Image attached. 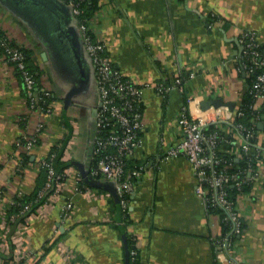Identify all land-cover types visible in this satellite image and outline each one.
Returning a JSON list of instances; mask_svg holds the SVG:
<instances>
[{"label":"crops","instance_id":"crops-1","mask_svg":"<svg viewBox=\"0 0 264 264\" xmlns=\"http://www.w3.org/2000/svg\"><path fill=\"white\" fill-rule=\"evenodd\" d=\"M90 3L91 34L105 43L126 78L143 86L162 79L173 85L182 75L184 88L164 95L143 91L145 129L128 160L145 169L126 216L106 190L84 187L77 164L88 171L92 165L98 93L71 7L64 0H0V28L28 49L40 85L53 97L51 114L32 113L21 75L0 57V264L25 254L34 255L31 264H127L126 237L134 240L139 264H264V176L240 196L244 231L233 255L224 256L217 242L224 235L221 216L203 203L193 165L184 155L163 158L182 139L178 121L188 96H197L193 112L211 121V106H217L205 101L221 100L232 111L242 104L249 76L238 63V37L252 30L264 44V0ZM40 119V142L23 161L21 137L30 136ZM59 146L60 162L67 165L64 182L7 228L5 202L34 190L41 159Z\"/></svg>","mask_w":264,"mask_h":264},{"label":"built area","instance_id":"built-area-1","mask_svg":"<svg viewBox=\"0 0 264 264\" xmlns=\"http://www.w3.org/2000/svg\"><path fill=\"white\" fill-rule=\"evenodd\" d=\"M64 1L71 7L84 48L91 59L97 86L96 129L92 139V165L89 173L94 177L100 175L97 179L115 182L120 203L124 209H127L128 197L135 190L136 182L145 169L143 164L129 168L127 163L129 157L141 145L142 133L145 129L143 109L140 106L143 91L146 87H150L164 95L174 86L183 90L186 78L179 75L173 85L162 79L155 84H144L145 86L126 78L108 54L105 43L93 38L89 20L82 17L81 3L84 0ZM238 42L240 45L238 63L248 76L255 77L250 88V93L255 97L253 109L257 111L255 123L264 125V105L259 106L264 103V50L259 49L263 44L258 41L257 34L252 30L242 31ZM0 57L5 63L12 64L20 73L29 110L32 113L51 114L53 105L51 101L46 100L51 95L50 90L40 85L35 72L28 66L26 53L3 29L0 31ZM258 68L261 71L257 73ZM196 100L195 95L187 97V103L181 108L178 121L182 139L169 147L163 158L170 159L184 155L191 162L198 181L197 191L203 203L211 210L217 206L221 207L225 212L224 220L230 221L232 225L231 232L217 240L220 250H224L220 254L231 256L234 253V242L242 235L244 227L238 201L229 193V185L241 190L244 183L254 184L264 176V146L257 141L252 164L242 170L230 171L231 164L220 155L217 148L221 136L217 133L205 134L204 127L209 123L225 122L227 129H236L235 134L243 135L240 142H233L235 147L229 151L238 158L250 152V140L257 134L242 123H236L234 128V117L242 113L232 111L228 105L211 106L216 114V119L212 121L208 114L193 112L192 105ZM43 126L44 120L40 119L35 131L27 138L25 144L27 152L34 150ZM54 157L55 155L51 154L40 161L47 171V181L44 188L38 191L37 200L44 198L49 189L57 190L64 182L65 173H59L55 169L52 162ZM108 194L111 195L109 192ZM15 204L21 206L19 213L8 216V209ZM32 204V202L20 204L13 197L8 199L1 211L4 225L7 228L12 227L18 217L24 216ZM67 206V210H71L72 205ZM31 257L34 255L25 254L10 258L2 264H31ZM131 257L132 260H137L136 249L131 251ZM75 264L81 263L75 261Z\"/></svg>","mask_w":264,"mask_h":264},{"label":"trees","instance_id":"trees-1","mask_svg":"<svg viewBox=\"0 0 264 264\" xmlns=\"http://www.w3.org/2000/svg\"><path fill=\"white\" fill-rule=\"evenodd\" d=\"M91 0H84L81 3V9H82V17L87 18L88 20H90V16H91V12L94 9V7L92 6V3H90ZM1 29V28H0ZM2 30V29H1ZM0 30V31H1ZM27 55V62H28V66L30 67V69L35 72L37 78H39V74L36 71L37 69L34 66V63L32 61L33 57L31 56V54L29 53L27 48H24L22 46H19ZM259 49L261 51L264 50V44L259 47ZM240 66V65H239ZM261 70L258 68L257 73L260 72ZM20 74V73H19ZM254 76H249L248 77V84H249V91L246 93L245 98L242 102V104L236 109V112H241V115H236L233 119V125L235 128L236 123H242L244 124L248 129H253L257 135H255L254 138H252L250 140V147L251 150L248 154H242L241 157L237 158L236 155H234V153H230L229 151L232 150L235 145L233 144L234 141L240 142L243 139V135H237L235 134L237 132L236 129L233 130H229L227 129V124L225 122H214V123H209L208 125H206L204 127V132L205 134L209 135L211 133H217L219 136H221L220 139H218V144H217V148L219 150L220 155H222L230 164H231V168L230 171H235V170H242L248 167L249 164H252V160L253 157L256 153V143L258 140H260V137L258 135V132L260 130L258 123L256 122V115H257V111L253 109V105L255 103V97L253 96L252 93H250V88L252 86L253 80H254ZM46 100L48 102H50L51 100H53V97L50 95L46 98ZM264 105V103L259 104V106ZM47 106V104L45 105ZM142 107V103L140 105ZM264 121V119H263ZM264 128V126H263ZM264 130V129H263ZM27 138L26 136H22L21 137V141H20V145L19 150L21 155L23 156V161H27L29 158V154L25 148V144L27 142ZM40 142V135L38 137V141L36 143V145ZM264 146V142L261 143ZM64 146V145H63ZM53 148V149H52ZM51 148V152L49 154V156H51V154H54L55 157L53 159V165L55 167V169L59 172V173H64V168L67 166L66 164L64 165V163L60 162V149L62 150V148L59 147H52ZM264 156V155H263ZM128 163V167H133L135 164L134 163H130V161H127ZM139 164V163H137ZM90 175V173H89ZM91 176V175H90ZM100 175H96L91 176L93 178H98ZM47 181V171L46 169L43 167L41 174L39 175V177L36 179V183H35V188L32 192L30 193H24V194H16L13 199L16 200V202L20 203V204H25V203H29L32 202V206L31 208L24 214V216H20L18 217L16 222H20L23 221L24 218L26 216H28L30 213L34 212L39 206H41L43 203L46 202L47 198L49 197V195L53 192H55V188H51L49 189L44 198H40L39 200H37V194L38 191L43 189L45 184ZM83 185L85 186H89L92 187V185H90L84 178L82 179ZM253 183H244L242 186V189L239 190L236 186H232L229 185V193L231 194V196L238 201L240 196H242L243 193L248 192L249 189H251ZM100 190H105L102 188H99ZM107 191V190H106ZM109 192V191H107ZM112 196V195H111ZM113 197V196H112ZM120 211L123 212V214H125L126 216L128 215V208L124 209L120 203L119 205ZM21 209L20 205H13L12 207H10V209H8V216L11 214H16L19 213ZM213 211L218 212L221 216L222 219V232L224 235H226L227 233L231 232L232 230V225L230 223V221H225L224 217H225V212L224 210L217 206L212 208ZM126 244H127V257L129 259V264H139V260H132L131 257V251L133 249H136L135 244H134V240L131 237H126Z\"/></svg>","mask_w":264,"mask_h":264},{"label":"water","instance_id":"water-1","mask_svg":"<svg viewBox=\"0 0 264 264\" xmlns=\"http://www.w3.org/2000/svg\"><path fill=\"white\" fill-rule=\"evenodd\" d=\"M211 104H214L215 106H220V105H224L225 103L222 102L221 100H215V101H205L204 105L206 107L210 106ZM229 107H232L231 104H228ZM259 127H263V124H259ZM78 166L80 167V169L82 170V175H83V178L90 184L92 185L93 187H96V188H102V189H105L107 191H109V193L113 196V198L115 199L117 205L119 206L120 205V198H119V195H118V192H117V189H116V184L115 182L113 181H108V180H105V179H97V178H93L89 175V171L85 168L84 166L81 164V163H77ZM127 264H129V259L127 257Z\"/></svg>","mask_w":264,"mask_h":264}]
</instances>
